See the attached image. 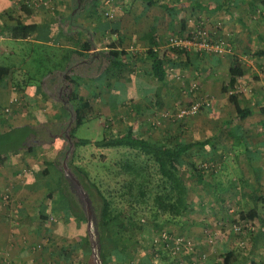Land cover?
Returning a JSON list of instances; mask_svg holds the SVG:
<instances>
[{
    "label": "crops",
    "instance_id": "obj_1",
    "mask_svg": "<svg viewBox=\"0 0 264 264\" xmlns=\"http://www.w3.org/2000/svg\"><path fill=\"white\" fill-rule=\"evenodd\" d=\"M112 3L116 8L112 16L104 15L100 0L97 15L81 13L68 20L71 0H0V57L16 55L25 42L28 54L37 53L49 64L39 70L35 81L8 63L11 73L0 77V104L21 92L27 107L25 115L14 106L6 122L9 126L55 124L61 101L44 87L56 86L50 77L65 69L67 49H81L91 40L89 50H106L114 42L121 61L114 74L108 78L102 68L99 74L80 79L79 93L92 105L82 123L94 124L95 133L75 136L90 142L81 149L73 147V161L97 183L111 187L121 176L115 171L129 147L98 146L94 141L103 135L133 133L156 141L190 143L185 160L196 167L187 176L189 205L182 215L145 224L151 233L130 242L129 255L119 253L124 256L122 263L224 264L231 251L232 264H261L264 231L245 230L241 237L246 246L240 247L241 237L230 225L264 219V113L260 110L264 105V0ZM189 19L223 35L233 52L164 46L168 36L185 32ZM154 48L169 50L162 80L152 73L149 49ZM236 62L242 73L230 85L229 71ZM193 82L196 89L189 90ZM198 96L207 97L209 105L178 119L159 117L162 110L173 111ZM47 149L42 145L30 153L21 148L0 162V264H96L86 247V225L78 223L56 190L46 196ZM52 167L55 172L56 166ZM159 227L194 240V254L174 253L172 243L154 241Z\"/></svg>",
    "mask_w": 264,
    "mask_h": 264
},
{
    "label": "trees",
    "instance_id": "obj_2",
    "mask_svg": "<svg viewBox=\"0 0 264 264\" xmlns=\"http://www.w3.org/2000/svg\"><path fill=\"white\" fill-rule=\"evenodd\" d=\"M99 1L71 0L68 20L81 13L97 15ZM83 28L88 34L93 33L87 27ZM91 43L88 40L81 49H67L65 69L50 77L55 78L56 86L52 89L44 87L61 101L58 121L53 125L39 121L36 125L23 123L0 128V162L10 152L21 148L34 153L39 146L47 147L49 159L44 162L49 165L50 174L44 184L46 196L56 190L78 223L86 225V247L96 264H123L124 256L119 253L129 255L127 245L135 240L141 241L151 233L145 224L155 220L157 224L171 221L182 215L189 205L187 176L192 175L196 167L185 160L190 143L156 141L133 133L103 135L94 141L98 146L129 147L124 153L125 159L115 171L121 176L111 187L97 183L89 172L73 161L70 154L73 147L90 142L88 138H75L74 134L75 128L92 111L90 101L79 93L80 79L95 76L102 68L109 78L111 72L114 74V68L121 64L120 51L114 42L106 50H89ZM168 51L166 48L149 49L152 73L160 80L165 78L164 61ZM108 66L113 69L107 71ZM10 73L11 66L0 63V77ZM241 73L242 67L236 62L229 71L230 85ZM260 110L264 113V105ZM3 122L6 120L0 117V125ZM52 166H56V173ZM231 255V251L226 254L224 264H232Z\"/></svg>",
    "mask_w": 264,
    "mask_h": 264
},
{
    "label": "built area",
    "instance_id": "obj_3",
    "mask_svg": "<svg viewBox=\"0 0 264 264\" xmlns=\"http://www.w3.org/2000/svg\"><path fill=\"white\" fill-rule=\"evenodd\" d=\"M103 13L105 16H112L116 12L115 5L112 0H103ZM190 26L183 33L172 34L168 36L163 45L167 47H181L185 50H189L191 47L196 49H208L215 53H231L233 48L231 43L225 39L221 34H216L209 30L207 27L200 25L199 23H193L192 19H189ZM156 49V48H154ZM196 83L193 82L189 90H195ZM17 92V91H16ZM229 92H232L231 90ZM23 103V96L21 92L14 93L11 98L0 105V115L8 116L12 113L13 107L21 105ZM209 99L204 96L194 97L187 103L179 105L175 110L164 109L159 113V117L182 118L187 115L198 112L203 106L209 105ZM233 231L240 237L245 230H263L264 231V219L259 223L252 224L245 221H235L231 225ZM154 241H164L165 243H172L171 250L174 253H189L192 254L195 251L196 245L194 240L189 237L169 230L167 227L158 228L157 236ZM239 246H246L245 238L238 240ZM203 256V255H202ZM196 260H192L191 264H195ZM261 264H264V260Z\"/></svg>",
    "mask_w": 264,
    "mask_h": 264
},
{
    "label": "rangeland",
    "instance_id": "obj_4",
    "mask_svg": "<svg viewBox=\"0 0 264 264\" xmlns=\"http://www.w3.org/2000/svg\"><path fill=\"white\" fill-rule=\"evenodd\" d=\"M22 44H23L24 48L22 50H20L19 53H17L16 55H13V56H10V55L1 56L2 58L0 57V63L15 64V66L17 68L15 70H17V72H21L23 74V76L26 75V77L27 76L29 78L31 77L33 80L37 81L38 76H40L39 70H42L43 68L48 67L49 64L46 61H44V59L37 53L28 54L29 51L26 47V43L22 42ZM25 68L26 69L29 68V70H28V72L23 73V70ZM14 90H17V89L15 88ZM7 91H8V89H7ZM0 105H3V104H0ZM25 106L27 107L26 101H24V99H23V103L20 105L19 111L20 112L24 111V113H25L26 112ZM25 115H26V113H25ZM9 116L10 115L5 117V116L0 115V117H3V120L8 118ZM87 121H90V120H87ZM89 123L90 122L82 123V124L78 125L74 130L75 136H77V137H91V135H93L95 133V130H94V124L90 125ZM8 125H10V122H3V124L0 125V128H5ZM99 134L101 135V133H99ZM81 148H82V145L81 146L76 145V149H81ZM71 153H72V151L70 152V154ZM124 159H125V157H123V160ZM118 162H120V161H118ZM121 163L122 162H120V164ZM107 165L110 167V163L104 164L105 167ZM47 169H48L47 167L44 169L45 173H47ZM48 172H49V170H48ZM4 200L7 201L6 199H4ZM159 228H161V227H159Z\"/></svg>",
    "mask_w": 264,
    "mask_h": 264
},
{
    "label": "water",
    "instance_id": "obj_5",
    "mask_svg": "<svg viewBox=\"0 0 264 264\" xmlns=\"http://www.w3.org/2000/svg\"><path fill=\"white\" fill-rule=\"evenodd\" d=\"M74 182H77L75 179H73Z\"/></svg>",
    "mask_w": 264,
    "mask_h": 264
}]
</instances>
